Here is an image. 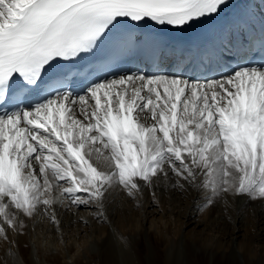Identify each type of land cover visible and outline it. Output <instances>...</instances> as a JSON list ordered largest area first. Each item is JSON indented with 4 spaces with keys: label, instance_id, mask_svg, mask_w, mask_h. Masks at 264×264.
Segmentation results:
<instances>
[{
    "label": "snow or ice",
    "instance_id": "snow-or-ice-1",
    "mask_svg": "<svg viewBox=\"0 0 264 264\" xmlns=\"http://www.w3.org/2000/svg\"><path fill=\"white\" fill-rule=\"evenodd\" d=\"M198 27V73L163 67L184 50L168 34ZM190 190L201 210L264 202V0H0V237Z\"/></svg>",
    "mask_w": 264,
    "mask_h": 264
},
{
    "label": "bare ground",
    "instance_id": "bare-ground-1",
    "mask_svg": "<svg viewBox=\"0 0 264 264\" xmlns=\"http://www.w3.org/2000/svg\"><path fill=\"white\" fill-rule=\"evenodd\" d=\"M183 60H185V57L182 58ZM168 65L171 66L169 62ZM76 115L78 118L83 119L78 111ZM92 162L101 168L106 166L101 161H97L95 157L92 158ZM168 193L174 196L172 201L170 198L166 200L164 195V198L161 196V203L159 205L152 203L150 193L147 191L142 195H138L135 199L140 204V210H142L141 213L144 212V216L141 217L143 220L140 219L139 225L135 226L131 225L129 221L128 215L130 208L126 209V206L129 205L123 206L118 203L120 202L119 198L122 199V196L126 199L130 198L123 191L114 192L112 197H110L109 212L113 220L111 225L99 223L91 218H89L87 225H84V223L78 222L74 216L63 217V231L68 232L69 235L88 230L90 224V230L94 232L88 245L86 239L84 241H78L77 244L71 241L67 242L66 248L68 252L73 247H77L74 248L75 252L73 251L75 254H71L70 257L77 258L75 262L78 264H81L79 257L82 254H86L90 262L93 258L99 257L102 264H156L154 263L155 260H152L153 262L149 260L151 253L148 254L147 251L144 252L141 249V243L144 244L145 238L150 237L152 244L161 243V245H164L163 247L166 251L164 264H217L219 261L224 262V264H264V202L259 199L254 202H249L243 197L234 202L229 201L227 207L223 201L219 202L215 208H212L213 219L210 222L215 223L218 221L221 225L218 228L210 230L206 227L207 225H202L203 223L201 222L203 219L201 221V219L196 217V214L201 210L197 206L201 193L192 190L187 193L170 191ZM183 202H186L184 204L186 206L185 209L182 208L184 206L182 204ZM174 207L176 214L182 215L177 235L172 232L171 235L167 233L170 227L174 226L172 224L173 219L170 222L168 220L164 224L157 221L159 223H155L154 227L152 221L146 219V215L152 212L155 213L157 210L164 212L165 209H173ZM247 209L252 212V219L247 218L245 215ZM12 211L15 212L16 210L13 208ZM181 211H183L182 214L180 213ZM225 211H227L228 216L224 215ZM79 214L88 218L85 212L84 214L83 212ZM229 217H232L236 223L232 227L224 223L227 222ZM144 220L146 221L145 224ZM247 220H251L252 225H247ZM27 223V235L15 237L14 233L9 230V240L5 241L3 238L0 239V264H12V261L19 254L17 244L15 243L16 240L19 241V245L21 246L19 252L23 253L25 257H28L29 252L35 247L36 254L32 257L33 264H44V261L47 263L50 259L58 262V256L63 250L58 249L56 252L50 251L49 253L46 249L43 252V249L40 247V242H35V240L29 237V233L31 234L41 226L54 233L55 230L52 226L40 217H36L35 222L27 221ZM117 230L119 233L132 239V250H122ZM208 230H210L211 234L212 231L216 230V234L207 235ZM25 245H27V248L24 247ZM81 250H83V253H81ZM41 254L44 256L42 261H40Z\"/></svg>",
    "mask_w": 264,
    "mask_h": 264
},
{
    "label": "rangeland",
    "instance_id": "rangeland-1",
    "mask_svg": "<svg viewBox=\"0 0 264 264\" xmlns=\"http://www.w3.org/2000/svg\"><path fill=\"white\" fill-rule=\"evenodd\" d=\"M164 194H162L161 196L163 197L165 195V198L167 200V198H170V200L172 201V199L174 198V196L171 194V193H168V192H163ZM121 194V193H120ZM119 194V195H120ZM167 195V196H166ZM169 196V197H168ZM195 196V195H194ZM193 196V198H194ZM164 198V197H163ZM120 199V204H122L123 206L124 205H129V206H126V209L130 208V213H129V222L131 225H139V222L141 221L140 219H142L141 217L144 216V212L141 213L142 210H140L141 206L140 204L137 203V199H133V198H125L122 196V199ZM125 199V201H124ZM128 202V203H127ZM165 203V202H164ZM166 204V203H165ZM183 205L186 204V202H183L182 203ZM122 206V207H123ZM168 206V204H167ZM132 208V209H131ZM154 209H156L155 207H152ZM183 209L186 208V206L184 205L182 207ZM175 207L173 209H165L164 212L162 211H155V213H150L148 215H146V219L148 221H152V224H153V227L155 225V223H167V221L169 220H172V225L173 227H170V229L167 231V233L169 235H171V232L174 233L175 235H177V231L179 232V227H180V219H182V215H177L176 212H175ZM166 211V212H165ZM83 212L84 214V211H81ZM169 212V213H168ZM213 212V209L211 210H208V209H204V210H200L197 214H196V217H198L199 219H203V221L201 223H203L202 225H207L206 227L209 228L210 230L212 229H215V228H218L220 227L221 224H219L218 221L214 220L217 222L215 223H211V219H213L212 217V213ZM247 212V213H246ZM246 216L247 218L249 219H252V212H250L249 209L246 210ZM175 213V214H174ZM181 214L183 213V211L180 212ZM221 213V212H220ZM225 216H228V213L227 211L224 212ZM169 214V215H168ZM227 214V215H226ZM230 215V214H229ZM148 216V217H147ZM169 216V217H168ZM170 216H171V219H170ZM175 216V217H174ZM173 217V218H172ZM86 218V217H85ZM169 218V219H168ZM87 219V222L89 220V218H86ZM150 219V220H149ZM167 219V220H166ZM143 220V219H142ZM154 221V222H153ZM159 221V222H157ZM165 221V222H164ZM175 221V222H174ZM145 220H144V224H145ZM207 222V223H206ZM225 225L228 224V226L232 227L233 225H235L236 223L233 221L232 217L228 218L227 222H224ZM247 225H252V221L251 220H247L246 221ZM85 225V224H84ZM167 226V225H166ZM212 226V227H211ZM216 226V227H215ZM90 227H91V224H90ZM89 227L88 230H85L84 232H79L77 234H72V235H69L68 232L66 231H63V235L61 236L59 233H57L56 231H54V233L52 231H48L45 227H40L38 229H36L35 231H33L31 234L29 233V237L32 238V240H35V242H40V247L43 249V252L47 249V251H53V252H56L58 249H61L63 250V252L61 254H59L58 256V262H55L53 261L52 259H50L49 261H47V263L44 261V264H58L60 262V264H78L75 262V257L72 258L70 257L71 254H75V249L74 248H77L76 246L73 247L72 249L69 250V252L67 251V248H66V244L67 242L71 241L75 244H77L78 241H84L86 239L87 241V245L89 244V240L92 238L94 232L92 230H90L91 228ZM190 228V227H189ZM188 228V229H189ZM210 230H208L207 232V235H215L216 234V230L212 231V234L210 232ZM91 231V232H90ZM47 232V233H46ZM52 233V234H51ZM189 233V232H188ZM252 233H253V230H252ZM173 234V235H174ZM2 237H0L1 239ZM61 240V241H60ZM64 240V241H63ZM68 240V241H67ZM149 242V243H148ZM154 245V246H153ZM164 245L161 243H154L152 244V242H150V237H146L145 238V243L142 244L141 243V249L148 252V254L151 253V258L149 260H151V262H153L155 260L154 263L156 264H164L165 262V249L163 247ZM160 248V249H159ZM49 249V250H48ZM163 249V250H162ZM84 250V249H83ZM83 250H81V253H83ZM160 250V251H159ZM74 251V252H73ZM164 251V252H163ZM64 253V254H63ZM75 256V255H74ZM41 260L44 258L43 254H41L40 256ZM60 259V260H59ZM79 260H80V263L81 264H102L101 263V260L99 257H96V258H93V260L90 262L88 261L89 258L87 257V255L85 254H82V256L79 257ZM153 260V261H152ZM217 264H224V262L222 261H219Z\"/></svg>",
    "mask_w": 264,
    "mask_h": 264
}]
</instances>
